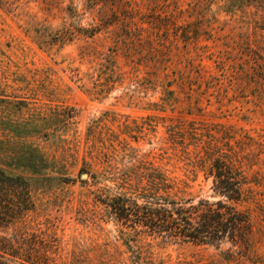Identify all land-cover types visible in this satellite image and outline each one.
I'll return each mask as SVG.
<instances>
[{"label": "rangeland", "instance_id": "374dc122", "mask_svg": "<svg viewBox=\"0 0 264 264\" xmlns=\"http://www.w3.org/2000/svg\"><path fill=\"white\" fill-rule=\"evenodd\" d=\"M218 156L246 183L236 243L114 212L160 208L162 175L215 200ZM0 263L264 264V0H0Z\"/></svg>", "mask_w": 264, "mask_h": 264}, {"label": "trees", "instance_id": "16d2710c", "mask_svg": "<svg viewBox=\"0 0 264 264\" xmlns=\"http://www.w3.org/2000/svg\"><path fill=\"white\" fill-rule=\"evenodd\" d=\"M205 176L212 177L215 200L172 199V181L162 175L164 192L160 208L151 205L147 212L140 213L135 200L129 204L131 199L122 196L114 199L111 206L120 220L138 232L198 243H218L227 237L236 243L248 225L245 215L235 204L244 198V178L230 162L219 156L212 159Z\"/></svg>", "mask_w": 264, "mask_h": 264}, {"label": "water", "instance_id": "95a60500", "mask_svg": "<svg viewBox=\"0 0 264 264\" xmlns=\"http://www.w3.org/2000/svg\"><path fill=\"white\" fill-rule=\"evenodd\" d=\"M85 175V174H84Z\"/></svg>", "mask_w": 264, "mask_h": 264}]
</instances>
